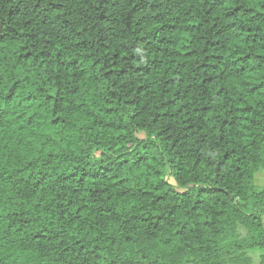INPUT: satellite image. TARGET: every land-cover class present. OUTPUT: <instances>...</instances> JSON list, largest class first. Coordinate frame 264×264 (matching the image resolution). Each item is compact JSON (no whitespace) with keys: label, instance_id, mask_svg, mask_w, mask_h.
Listing matches in <instances>:
<instances>
[{"label":"clouds","instance_id":"clouds-1","mask_svg":"<svg viewBox=\"0 0 264 264\" xmlns=\"http://www.w3.org/2000/svg\"><path fill=\"white\" fill-rule=\"evenodd\" d=\"M37 2L31 0L32 6ZM56 2L79 11L72 16L60 12L56 24L42 29L41 37L36 40L0 42V58H5L4 79L0 80V93H3L0 128L9 133L18 128L21 121L16 118L26 121L25 113L30 107L51 109L58 103L56 114L62 118L59 125H52L47 114L41 117L38 127L52 131L40 136L39 149L32 146L29 153H24L15 146L16 139L7 141L6 147L0 146V264H253V259L264 264V187L249 182L254 173L264 172V109L254 117L258 121L252 130L255 135L250 136L247 148L241 147L244 158L240 167L248 175L239 177L228 188L232 195L240 192L235 201L219 195L209 202L207 209L198 206L197 212H193L197 195L185 199L170 192L165 200L153 204L160 179L155 177L154 170L160 164L167 166L168 159H174L177 165L184 161L189 174L201 177V184L214 183L216 163L212 162H218L224 152L237 147L220 140L216 121L223 112L218 110L215 119L209 116L206 121L202 119L203 113H195L196 108L202 109L209 103L202 95L208 87L203 85V73H191L197 78L185 77V83L179 87L166 83L172 79L174 66L157 50L164 47L159 43L164 33L157 32L160 24L142 19L148 13L133 11L140 0H119L117 7L106 13L111 19L104 22L98 20L97 13L101 0ZM242 2L246 8L264 13V0ZM80 12H86L91 19L86 22ZM3 15L0 12V23ZM255 15L248 13L240 23L251 22L264 30V17L252 21ZM63 20L72 23L66 28L57 27L63 25ZM24 22L20 20L19 26ZM6 27L5 24L0 29V35ZM71 28L84 35L76 36ZM44 32L48 35H43ZM65 35L68 39H58ZM101 36L106 37L101 43L112 41L110 51L137 54V60L121 63V67L129 69L124 76H105L111 56L97 43ZM48 39L55 45L44 49L43 41ZM80 40L91 41L88 49L75 47ZM23 44L34 56L32 61L23 62L31 77L24 84L32 87L22 85L14 100L6 102L7 92L19 78L12 66L16 65ZM46 50L53 53L47 57V63L35 59L40 51ZM71 59L80 63L69 66ZM197 59L203 61V57ZM136 68L141 71L136 72ZM259 75L264 78V71ZM222 83L218 79L212 90L218 91ZM41 88L45 91H39ZM177 91L181 92L180 99L174 105L169 104L176 100ZM243 92L240 89L230 102L235 104ZM29 95L33 96L32 100L25 99ZM49 95L53 100H48ZM256 98L264 99V90L246 96V99ZM222 103L218 98L217 104ZM184 105L197 117L195 127L188 133L181 127L182 121L171 116ZM109 107L115 109L111 114ZM165 112L169 115L164 116ZM170 125L173 127L169 128ZM137 127L153 130L155 143L149 142L148 151L150 156L158 157L156 163L149 159L143 166L137 164L139 155L144 154L133 135ZM161 132L163 136L157 135ZM185 135L190 138L185 140ZM177 137L180 141L173 148ZM197 160L199 164L195 163ZM97 172L105 179L93 180L92 175ZM223 175L227 180L220 186L227 187L232 177L227 176V171ZM37 181L41 182L39 187ZM142 189L152 195L144 196ZM74 193L76 203L69 204ZM84 205H88L87 210L78 211ZM216 210L220 211V225L213 222L210 227L205 226L203 220H212ZM146 216L151 219L146 221ZM89 224L93 227L89 228ZM236 225L243 228V234ZM45 227L50 229L49 238L33 239ZM84 231L96 233L89 251L94 244L104 246L101 260L94 256L86 258V253L79 251L74 237Z\"/></svg>","mask_w":264,"mask_h":264},{"label":"trees","instance_id":"trees-1","mask_svg":"<svg viewBox=\"0 0 264 264\" xmlns=\"http://www.w3.org/2000/svg\"><path fill=\"white\" fill-rule=\"evenodd\" d=\"M118 3L119 0H101L100 8L97 9L98 20L102 22L110 20L111 17L107 16L106 13L115 9ZM41 9L42 11L37 15L38 10ZM101 9L103 10L101 11ZM137 10L148 13L142 19L161 25L157 32L164 33L163 38L159 41L164 47L157 50L162 52L174 66L171 71L172 79L166 81V83L175 84L179 87L180 84L185 83V77L191 80L197 78L191 73L195 72L197 75L203 73V85L208 87L204 88L202 95L209 100V103L202 109L196 108L194 111L196 114L203 113L202 119L205 121L209 116H213L215 119V113L218 110L222 111L223 115L216 121L220 140L237 145V147L224 152L218 162H212L216 163L215 181L212 184L207 182L201 184V177L189 174L184 167V161L177 165L174 159H168L167 166L160 164L154 170L155 177L160 179L156 184L158 191L155 193L156 199L153 204L156 201L165 200L170 192H176L185 199L191 198L193 194L197 195L199 199H197L196 205L193 206V212H197L198 206H205L207 209L210 207L209 202L219 195L229 196L231 200L235 201L240 196V192L236 191V194L232 195L228 188L232 187V183H235L239 177L248 175L240 167V163L244 158L241 147L247 148L250 136L255 135L252 130L258 121L254 117L261 115L259 110L264 109V99H246V96L251 97L253 94H258L259 91L264 90V78L259 75L260 71H264V30L260 29L259 25L254 26L251 22L240 23V20L248 13H256L255 16L251 17V20L254 21L257 17H264V13L257 12L255 8H246L242 0H140V3L133 9L134 12ZM77 11H79L78 8L66 6L64 3L56 2V0H38L34 7L31 0H0V12L4 14L0 29L4 28L5 24L7 25L4 34L0 35V42L36 40L41 37L42 29L51 28L52 25L56 24V21L61 18L58 15L60 12H63L65 16H72ZM30 15L33 16V19H28ZM80 15L85 18L86 22L91 19L86 12H80ZM54 16L56 19H53ZM20 20L25 21L22 27L19 26ZM196 20L199 22H195ZM71 23L72 21L70 20H63V25H58L57 27L66 28ZM112 23H116V21L112 20ZM70 31L74 32L78 37L84 35V33L76 31L75 28H71ZM43 35H48V33L44 32ZM61 38L68 39V36H58V39ZM105 40L106 37L101 36L100 41H97L100 47L104 48L111 56V66L108 67L105 76L113 74L124 76L129 69L121 67V63L137 60V54L133 53L129 56L122 54L121 51L112 52L110 51L112 41L108 40L106 43H101V41ZM90 43L91 41L89 40H80L79 43L75 44V47L80 50H86ZM54 45L55 42L51 39L43 41L44 49H49ZM19 51L20 55L17 57V63L12 66L16 76L19 78L16 79L15 83L11 85V89L7 92L6 102L14 100L16 93L21 91L22 85L25 88L32 87V85L24 84V81H29L31 77L24 68L23 62L32 61L34 59L33 52L27 50L26 44H23ZM52 54V51H40L35 59L47 63V57ZM197 57H203V61L197 59ZM4 59L0 58V80L4 79L2 74L5 71ZM79 63L77 59L68 61L69 66H76ZM160 64H164V61H160ZM60 67L61 69L65 67L63 61ZM187 69L191 71H185ZM135 71L140 72L141 69L136 68ZM218 79L222 80L223 83L218 91H213L211 86L217 83ZM240 89H244V92L239 95L235 104L231 103L232 97L240 92ZM39 91H45V89L41 88ZM53 91L56 92L57 90L53 89ZM2 94L0 93V95ZM175 97L176 100L168 103L174 105L180 99L181 92L177 91ZM218 98L223 101L222 104H217ZM25 99L32 100L33 96L29 95ZM48 100H53V96L49 95ZM58 106L59 104L57 103L56 107ZM56 107L51 109L30 107L29 112L25 113L27 116L26 121L22 117L16 118L21 121L18 128L12 129L10 133L0 128V146L6 147L7 141L16 139L18 144L15 146L24 153H29L32 146L39 149L41 147L40 136L52 131L51 129L38 127L41 117L47 114L51 118L52 125H59L62 122V118L56 114ZM114 111L115 109L112 107L108 108L109 114ZM168 115L169 113H164V116ZM171 116L177 118L178 122L182 121L181 127H183L185 133L195 127L194 121L197 117L188 111L187 105L172 112ZM157 118L159 119V117ZM120 127L126 126L122 125ZM171 127L173 126L170 125L169 128ZM117 132L119 135V129H117ZM133 135L136 141L139 142L137 147L144 152L143 155H139L136 161L137 164L143 166V163L149 159L156 163L158 157L150 156L148 151L150 149L149 142L155 143L152 139L153 130L137 127ZM157 135L163 136L164 133H157ZM183 138L187 140L190 137L185 135ZM165 139H169V137L166 136ZM179 141L180 137H177L172 147L175 148ZM251 143L256 144V140H252ZM103 154L101 153V155ZM209 159L211 160V158ZM195 163L199 164L200 161L197 160ZM225 171H227V176L232 177V181L228 182L227 187H221L220 184L227 180V177L223 175ZM258 172L254 173L249 180L254 186H258L255 183V176ZM81 179L83 180V177ZM92 179L99 180L105 179V177L97 172L93 173ZM40 183V181H37V187L40 186ZM120 183H123V181ZM141 192L144 196L152 195V193L144 192L143 189ZM253 194L256 195L257 193ZM76 198V193H74L73 199L69 200V204L76 203ZM204 198H207V200ZM87 208L88 205H84L78 211L83 212ZM144 219L147 221L151 217L146 216ZM161 219L163 218L161 217ZM213 222L217 226L220 225L219 210L214 212L212 220H203V224L209 227ZM88 227L92 228L93 226L89 224ZM185 227L187 228L188 226L185 225ZM236 228L243 234L244 230L240 225H236ZM49 231L50 229L47 227L42 228L41 231H37L34 234L33 239H48L47 234ZM193 231L196 230L194 229ZM94 236H96L95 231L92 233L84 231L75 236L74 239L76 244L80 246L79 251L86 253V258L94 256L99 261L103 256L104 246L97 243L89 251V245L92 244ZM126 239L131 240V237ZM111 242L114 243L115 241ZM105 243L107 244L108 242ZM253 264H260V262L256 263L253 259Z\"/></svg>","mask_w":264,"mask_h":264},{"label":"crops","instance_id":"crops-1","mask_svg":"<svg viewBox=\"0 0 264 264\" xmlns=\"http://www.w3.org/2000/svg\"><path fill=\"white\" fill-rule=\"evenodd\" d=\"M255 183L260 187H264V172H258L256 174Z\"/></svg>","mask_w":264,"mask_h":264},{"label":"rangeland","instance_id":"rangeland-1","mask_svg":"<svg viewBox=\"0 0 264 264\" xmlns=\"http://www.w3.org/2000/svg\"><path fill=\"white\" fill-rule=\"evenodd\" d=\"M254 260H255V259H254ZM255 262L258 263L259 261H256V260H255Z\"/></svg>","mask_w":264,"mask_h":264}]
</instances>
